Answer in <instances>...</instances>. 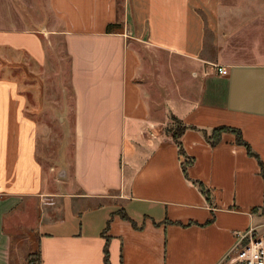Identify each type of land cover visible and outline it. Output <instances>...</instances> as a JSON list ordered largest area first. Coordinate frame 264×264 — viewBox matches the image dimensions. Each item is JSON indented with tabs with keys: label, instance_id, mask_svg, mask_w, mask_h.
Here are the masks:
<instances>
[{
	"label": "crops",
	"instance_id": "1",
	"mask_svg": "<svg viewBox=\"0 0 264 264\" xmlns=\"http://www.w3.org/2000/svg\"><path fill=\"white\" fill-rule=\"evenodd\" d=\"M47 4L70 58L72 180L49 185L38 154L46 30L0 28V264H27L24 234L42 264H106L107 243L111 264H233L239 235H264V0ZM218 127L259 159L233 132L213 145Z\"/></svg>",
	"mask_w": 264,
	"mask_h": 264
},
{
	"label": "rangeland",
	"instance_id": "2",
	"mask_svg": "<svg viewBox=\"0 0 264 264\" xmlns=\"http://www.w3.org/2000/svg\"><path fill=\"white\" fill-rule=\"evenodd\" d=\"M55 19L48 10L47 0H0V28L27 27L36 30L44 27L46 30L44 45L47 51V65L42 72L43 109L38 132V154L47 172L49 185L66 189L73 173L74 98L70 82V58L64 36L61 34L62 24ZM168 128L167 131L173 135L176 130L179 131L181 124L171 119ZM14 244L26 254H38V243L30 241L25 234L15 238Z\"/></svg>",
	"mask_w": 264,
	"mask_h": 264
},
{
	"label": "trees",
	"instance_id": "3",
	"mask_svg": "<svg viewBox=\"0 0 264 264\" xmlns=\"http://www.w3.org/2000/svg\"><path fill=\"white\" fill-rule=\"evenodd\" d=\"M123 30V26L120 22L114 23V24H109L106 28V33L107 34H112V33H121V31ZM176 120V119H175ZM177 123L181 124V128L178 130H176L173 134L174 139L178 142L179 138L182 136V134L185 132L186 127L182 125V123L180 121L177 120ZM225 132H233L234 134H236L237 137V143L239 145H243L247 148L248 153L254 157H256L257 159H259L258 155L256 153L253 152L252 148L250 147V145L243 139L242 133L241 131L237 130V129H233V128H229V127H218L216 129H214L212 136L210 137V141L213 145L219 143L221 141V137L222 134ZM179 147H180V156L184 158V160L187 159L185 152L182 149L181 146V142H178ZM190 163V162H189ZM189 163L184 162L183 163V170L184 173L187 172V167L189 165ZM261 164V173L264 177V164L260 161ZM204 192V190H202ZM123 219H127L129 220V217L126 214L120 213ZM104 257H105V263L106 264H111L110 263V258H109V248H108V243L105 245V249H104ZM27 263L28 264H42V258H41V252L40 250L38 251V254L36 255L35 253H30L28 258H27Z\"/></svg>",
	"mask_w": 264,
	"mask_h": 264
},
{
	"label": "built area",
	"instance_id": "4",
	"mask_svg": "<svg viewBox=\"0 0 264 264\" xmlns=\"http://www.w3.org/2000/svg\"><path fill=\"white\" fill-rule=\"evenodd\" d=\"M220 75H228V70L219 68ZM229 259L233 264H264V235L253 230L239 235V242L231 251Z\"/></svg>",
	"mask_w": 264,
	"mask_h": 264
}]
</instances>
